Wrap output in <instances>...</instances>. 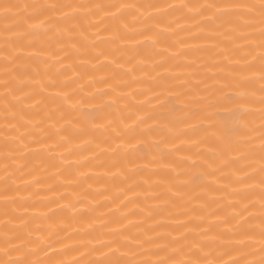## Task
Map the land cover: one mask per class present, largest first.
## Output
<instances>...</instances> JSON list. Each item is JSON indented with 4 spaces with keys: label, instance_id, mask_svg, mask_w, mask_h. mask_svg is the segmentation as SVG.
<instances>
[{
    "label": "bare ground",
    "instance_id": "1",
    "mask_svg": "<svg viewBox=\"0 0 264 264\" xmlns=\"http://www.w3.org/2000/svg\"><path fill=\"white\" fill-rule=\"evenodd\" d=\"M0 264H264V0H0Z\"/></svg>",
    "mask_w": 264,
    "mask_h": 264
}]
</instances>
